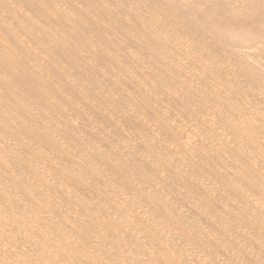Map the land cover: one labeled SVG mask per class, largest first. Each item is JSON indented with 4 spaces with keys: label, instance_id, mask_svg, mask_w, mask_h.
I'll return each instance as SVG.
<instances>
[{
    "label": "bare ground",
    "instance_id": "6f19581e",
    "mask_svg": "<svg viewBox=\"0 0 264 264\" xmlns=\"http://www.w3.org/2000/svg\"><path fill=\"white\" fill-rule=\"evenodd\" d=\"M0 264H264V0H0Z\"/></svg>",
    "mask_w": 264,
    "mask_h": 264
}]
</instances>
